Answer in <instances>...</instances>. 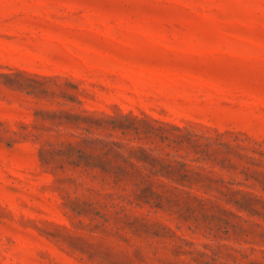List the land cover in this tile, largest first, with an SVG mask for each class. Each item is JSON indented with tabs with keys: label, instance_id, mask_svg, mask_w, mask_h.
<instances>
[{
	"label": "rangeland",
	"instance_id": "rangeland-1",
	"mask_svg": "<svg viewBox=\"0 0 264 264\" xmlns=\"http://www.w3.org/2000/svg\"><path fill=\"white\" fill-rule=\"evenodd\" d=\"M0 264H264V0H0Z\"/></svg>",
	"mask_w": 264,
	"mask_h": 264
}]
</instances>
